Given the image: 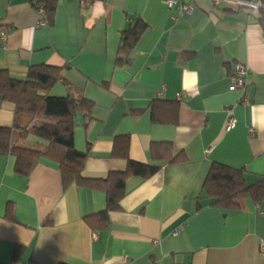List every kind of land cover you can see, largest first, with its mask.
<instances>
[{
	"label": "crops",
	"instance_id": "crops-1",
	"mask_svg": "<svg viewBox=\"0 0 264 264\" xmlns=\"http://www.w3.org/2000/svg\"><path fill=\"white\" fill-rule=\"evenodd\" d=\"M52 1L48 17L32 0H0V68L17 79L31 67L61 69L65 82L48 96L92 105L72 118L74 147L87 154L82 177L126 178L119 208L95 230L105 190L63 183L55 161L40 158L22 174L13 155H0V264H264V197L230 210L203 189L217 164L241 171L247 186L264 179V9L213 0L171 8L167 0ZM137 24L143 31L117 65L126 56L123 33ZM238 65L245 84L231 90ZM154 102L162 110L176 103L177 123H156ZM15 120L0 96V127L42 123ZM32 132L14 134L13 143L43 150L47 141ZM120 138L127 158L114 156ZM154 143L170 144L173 162L154 160ZM150 167L158 170L144 175Z\"/></svg>",
	"mask_w": 264,
	"mask_h": 264
},
{
	"label": "trees",
	"instance_id": "trees-1",
	"mask_svg": "<svg viewBox=\"0 0 264 264\" xmlns=\"http://www.w3.org/2000/svg\"><path fill=\"white\" fill-rule=\"evenodd\" d=\"M33 7H43L44 14L50 17L54 11L52 0H32ZM143 26L137 24L124 32V45L121 54L124 59L118 58L117 65H123L132 50L137 37L142 33ZM60 81L65 82L61 69L41 65L31 67L24 79L11 77L5 70L0 68V96L14 106L15 121L21 117H29L42 121L33 129H20L19 121L13 127H0V155H13L16 158V171L28 174L40 158L57 162L62 174L63 183H83L95 186L106 192L107 206L105 212L91 218L96 222L95 230L107 227V212L117 210L122 197L126 174L111 173L105 180H86L82 177V171L86 162L87 154L78 152L73 144L72 118L77 111L88 112L92 105L85 99L78 97H50L47 91L50 87ZM151 111L154 121L160 124L177 123V104L172 103L162 110V106L156 102L151 103ZM17 132L16 131H19ZM38 138L47 141L43 150H29L13 143L14 134H18L22 140L29 132ZM122 147L119 154L114 156L126 157L127 140L120 138ZM170 144L154 143L151 145V154L154 160L173 162L170 156ZM165 150L168 152L165 153ZM118 152V151H116ZM158 168L150 167L144 170V175L153 174ZM204 191L215 200V206L224 209H235L238 201L243 198L260 200L264 197V179L253 186H247L241 171L233 170L222 165H214L204 183Z\"/></svg>",
	"mask_w": 264,
	"mask_h": 264
},
{
	"label": "built area",
	"instance_id": "built-area-1",
	"mask_svg": "<svg viewBox=\"0 0 264 264\" xmlns=\"http://www.w3.org/2000/svg\"><path fill=\"white\" fill-rule=\"evenodd\" d=\"M178 0H167L168 7L171 8ZM90 0H83V3H89ZM214 4L216 6H219L220 4H227L233 6L236 10H249L251 12L257 13L260 10L264 9V0H213ZM183 13H190L192 12V5L190 3L183 4L181 6ZM38 11L42 14L44 13L43 7L39 6ZM44 24V21L42 20V23ZM6 37L5 32H0V38L1 40H4ZM247 72L243 68V66L238 65L235 68L234 77L231 81V90H238L241 89L245 84ZM233 122H230V127L233 125ZM259 249L260 253L264 255V239L260 240L259 243ZM32 264V263H27Z\"/></svg>",
	"mask_w": 264,
	"mask_h": 264
}]
</instances>
